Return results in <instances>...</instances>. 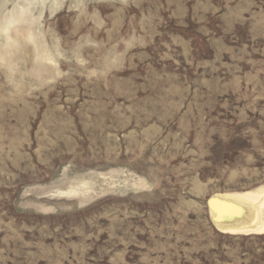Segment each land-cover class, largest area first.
Instances as JSON below:
<instances>
[{"label": "rangeland", "instance_id": "rangeland-1", "mask_svg": "<svg viewBox=\"0 0 264 264\" xmlns=\"http://www.w3.org/2000/svg\"><path fill=\"white\" fill-rule=\"evenodd\" d=\"M261 184L264 0H0V264H264Z\"/></svg>", "mask_w": 264, "mask_h": 264}, {"label": "bare ground", "instance_id": "bare-ground-1", "mask_svg": "<svg viewBox=\"0 0 264 264\" xmlns=\"http://www.w3.org/2000/svg\"><path fill=\"white\" fill-rule=\"evenodd\" d=\"M211 200L215 207H211L210 216L223 232L264 234V184L244 191L218 192Z\"/></svg>", "mask_w": 264, "mask_h": 264}]
</instances>
